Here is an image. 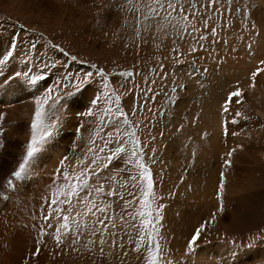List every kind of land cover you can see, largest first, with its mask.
<instances>
[{
    "label": "rangeland",
    "instance_id": "1",
    "mask_svg": "<svg viewBox=\"0 0 264 264\" xmlns=\"http://www.w3.org/2000/svg\"><path fill=\"white\" fill-rule=\"evenodd\" d=\"M209 3L0 0V264H151L157 243L160 264H264V0ZM129 132L159 212L151 258ZM87 168L105 194L85 188L61 203ZM64 216L71 231L57 232ZM97 219L108 227L92 235Z\"/></svg>",
    "mask_w": 264,
    "mask_h": 264
},
{
    "label": "snow or ice",
    "instance_id": "2",
    "mask_svg": "<svg viewBox=\"0 0 264 264\" xmlns=\"http://www.w3.org/2000/svg\"><path fill=\"white\" fill-rule=\"evenodd\" d=\"M157 2H159V0H157ZM216 3V0H210V3L208 5H206L205 7H212L214 4ZM162 8H166V10H169L170 12H180L183 13L184 12V8L182 6H178V4H173L171 2H169L166 6L161 4ZM193 7H195V5H193ZM187 17H185L186 19ZM213 35H215V30H213ZM204 37H201V39H203ZM192 51H196L195 48L192 49ZM17 75H19V73H17ZM93 74L92 73H88V76L91 77ZM101 75L103 76V73H101ZM121 75H124L125 78L129 77L132 75V73H122ZM253 76H255V73H253ZM39 79H41V77H35L32 79V83L35 84ZM104 88L107 89V83L104 84ZM51 93V89H48V95L50 96ZM239 92H234V93H230L228 99L225 101V107H224V111L227 112L228 108L227 105L229 103L232 102V97L233 96H239ZM105 97H108V93L105 92ZM100 98H96L92 101L93 105H95L97 103V100ZM117 104L119 103V99L116 98L115 101ZM106 112L110 111V109H105ZM119 111V109L117 110ZM89 115H91V112H89ZM239 115V114H237ZM42 116H43V112L41 110V107L38 103L37 106V110H36V114H35V119L34 122L32 124V128L35 131L38 127L42 126ZM124 123L127 124L128 121L127 119L124 120ZM128 135L130 137H133L131 139V144L133 145V150L131 152V157L136 159V166L140 169V178H141V182L144 184V187L142 188V192L141 195L143 197H145V199H142L140 201L141 205L146 209L145 212L141 213V221H142V228L143 231L141 232V236L140 239L143 240L144 236L147 235L149 237V257H152V244H151V236L155 234L156 232V224L159 221V212L158 210H154L153 209V203H154V197H152L151 199H148L147 197L152 196V188H153V181L151 179V173L150 171L147 169V167L141 162V156H140V150H139V141L138 139L134 138L135 134L129 132ZM44 139V134L42 133L40 140L37 139V137L35 135H33V138L31 140V142L28 144V149H27V157H31L33 155V153L37 150V146L40 142H42ZM113 141L111 139L107 140L105 143L106 144H110ZM117 144H119V140L116 141ZM91 151V149H90ZM101 151H103V149H101ZM125 151V148L123 145L118 146L116 149L111 151V154L108 155L106 157V162L104 163V167H109L110 165H113L115 163V161L119 158L120 154L122 152ZM229 155H231V153H229ZM67 159V158H65ZM92 165L98 167V161L97 159H93L92 160ZM24 165H21V171L23 170ZM91 172L93 175L99 176L100 173L94 171V168H87L85 169V171L82 173L81 177H76V183H71L69 184V188L71 189V191L68 194V197L65 201H62L61 203H68L71 204V199L72 196L74 195H78L79 192L82 189L88 188V192L89 195H93L95 197H100L102 195H104V185L101 184L99 187L97 188H90L88 186V180H87V176L88 173ZM21 173L17 172L14 173V175L19 176ZM83 177V178H82ZM66 179H68V177L66 176ZM131 179L135 180V177H131ZM222 187V185H221ZM107 196L111 197L114 195V192H108L106 193ZM83 202L86 204L87 206V210L88 212H92L93 208H96V212L99 213H103L106 215V208L105 207H97L95 200H89L88 196H85L83 198ZM131 202H127L125 204V207H128V204ZM57 201L53 200L52 201V205H56ZM57 212L62 211V209L60 208H56L55 209ZM69 211H71V207L69 208ZM93 215H95V213H92ZM51 217H46L45 219H50ZM109 219H112L111 217H108ZM121 219H124V217L121 216ZM133 219H135V217H133ZM64 223L61 224L56 231L60 232L62 229H68L69 231H71V228L68 224V220L69 217L68 216H64L63 217ZM51 226V225H50ZM115 220L113 219L112 221V225L111 227L115 228ZM77 227L79 228V225H77ZM108 227V225L105 224V221L103 219H97L93 225H88L87 226V230L90 234L95 235L96 233H100L104 230H106ZM200 231L201 229H197L196 233L193 235L192 239L189 241V247H191L197 240V238L200 235ZM66 234V233H65ZM112 235H114V233H111ZM58 242H59V238H58ZM106 241L104 239L100 240V250L101 253H103V245ZM90 243H95V241H90ZM137 251L139 250V245L136 249ZM155 258L151 259V264H160V261L163 259V255H162V251L160 249V245L159 243H157L155 245Z\"/></svg>",
    "mask_w": 264,
    "mask_h": 264
},
{
    "label": "bare ground",
    "instance_id": "3",
    "mask_svg": "<svg viewBox=\"0 0 264 264\" xmlns=\"http://www.w3.org/2000/svg\"><path fill=\"white\" fill-rule=\"evenodd\" d=\"M263 47V46H262ZM12 48H10L11 51ZM29 71V70H27ZM29 73V72H28ZM264 156V154H263ZM264 160V159H263ZM264 248V247H263ZM213 249H215L217 252L221 253L222 252V247L218 244L217 246L213 247Z\"/></svg>",
    "mask_w": 264,
    "mask_h": 264
},
{
    "label": "crops",
    "instance_id": "4",
    "mask_svg": "<svg viewBox=\"0 0 264 264\" xmlns=\"http://www.w3.org/2000/svg\"><path fill=\"white\" fill-rule=\"evenodd\" d=\"M53 74H54V73H53ZM47 82H49V80H48ZM48 89H50V88H49V87H47V90H48Z\"/></svg>",
    "mask_w": 264,
    "mask_h": 264
}]
</instances>
